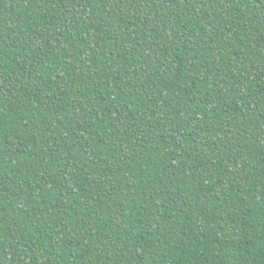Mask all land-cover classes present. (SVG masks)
Here are the masks:
<instances>
[{"label":"trees","instance_id":"16d2710c","mask_svg":"<svg viewBox=\"0 0 264 264\" xmlns=\"http://www.w3.org/2000/svg\"><path fill=\"white\" fill-rule=\"evenodd\" d=\"M0 264H264V0H0Z\"/></svg>","mask_w":264,"mask_h":264}]
</instances>
